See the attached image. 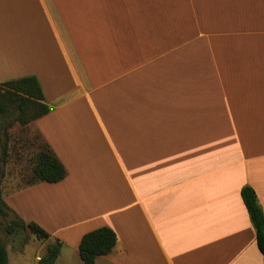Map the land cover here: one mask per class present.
Wrapping results in <instances>:
<instances>
[{
	"label": "crops",
	"instance_id": "obj_1",
	"mask_svg": "<svg viewBox=\"0 0 264 264\" xmlns=\"http://www.w3.org/2000/svg\"><path fill=\"white\" fill-rule=\"evenodd\" d=\"M27 77L67 176L5 203L55 264L102 227L96 264H264V0H0V84Z\"/></svg>",
	"mask_w": 264,
	"mask_h": 264
},
{
	"label": "trees",
	"instance_id": "obj_2",
	"mask_svg": "<svg viewBox=\"0 0 264 264\" xmlns=\"http://www.w3.org/2000/svg\"><path fill=\"white\" fill-rule=\"evenodd\" d=\"M49 112L50 109L46 104L42 87L35 77L0 84V115L9 116L15 113L14 121L27 126L46 116ZM35 159L36 164L33 168V179L30 185L42 182L55 184L66 178L67 171L64 165L47 144ZM242 199L256 230L258 248L264 258V211L259 204L256 192L250 186L242 189ZM3 203L10 210L4 201ZM21 227L29 228L38 239L43 240L50 237L39 225L26 223L20 219L12 224L10 232ZM117 243L118 237L109 227L89 232L84 235L80 243V258L84 264H96L99 257H105L112 253ZM60 252V246L48 247L47 255L42 259L41 264H55ZM0 264H9L8 250L2 243H0Z\"/></svg>",
	"mask_w": 264,
	"mask_h": 264
},
{
	"label": "rangeland",
	"instance_id": "obj_3",
	"mask_svg": "<svg viewBox=\"0 0 264 264\" xmlns=\"http://www.w3.org/2000/svg\"><path fill=\"white\" fill-rule=\"evenodd\" d=\"M14 114L0 115V243L8 250L10 264H38L37 256L42 260L47 246H42L29 228L21 227L10 232L19 217L7 209L3 201L8 195L30 185L35 158L46 144L33 124L21 125L14 121Z\"/></svg>",
	"mask_w": 264,
	"mask_h": 264
}]
</instances>
